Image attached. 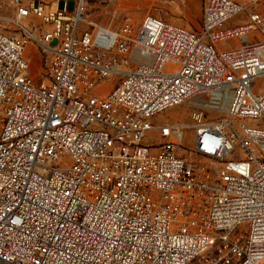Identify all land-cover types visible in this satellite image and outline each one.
I'll list each match as a JSON object with an SVG mask.
<instances>
[{
    "label": "built area",
    "instance_id": "built-area-1",
    "mask_svg": "<svg viewBox=\"0 0 264 264\" xmlns=\"http://www.w3.org/2000/svg\"><path fill=\"white\" fill-rule=\"evenodd\" d=\"M118 6L0 13V264H264V0H205L200 32Z\"/></svg>",
    "mask_w": 264,
    "mask_h": 264
},
{
    "label": "rangeland",
    "instance_id": "rangeland-1",
    "mask_svg": "<svg viewBox=\"0 0 264 264\" xmlns=\"http://www.w3.org/2000/svg\"><path fill=\"white\" fill-rule=\"evenodd\" d=\"M12 0H0V13L3 15H11ZM28 0H23L27 2ZM205 0H89L91 16L94 21L109 20L115 11L117 16L121 18L124 10L119 8V4L126 6V10L134 12L139 19L145 14L150 13L158 16L169 23L188 27L194 31H202L203 25V3ZM248 20L245 13H241L229 21V25H238L247 23ZM19 35L25 34L19 31ZM259 38L264 37L258 36ZM235 45L234 42L220 43L221 49L231 48ZM38 49L34 40H30L28 44V57L31 60V74L36 81L42 79L45 75L43 53ZM256 88L264 92V77L257 80ZM192 108L188 105H178L170 107L162 113L155 116L154 120L159 124L170 123H186L191 124ZM191 135V130H188ZM191 144V139L186 140L185 151ZM182 152V151H181ZM185 153V152H184Z\"/></svg>",
    "mask_w": 264,
    "mask_h": 264
}]
</instances>
